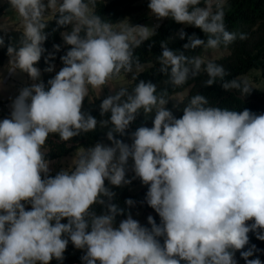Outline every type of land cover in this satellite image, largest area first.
Wrapping results in <instances>:
<instances>
[{"label": "clouds", "instance_id": "1", "mask_svg": "<svg viewBox=\"0 0 264 264\" xmlns=\"http://www.w3.org/2000/svg\"><path fill=\"white\" fill-rule=\"evenodd\" d=\"M6 2L19 33L17 44L0 24L6 68L32 83L18 89L10 114L0 119V264H62L69 243L83 252L82 264H238L237 252L245 264H264L249 235L264 241V113L214 106L199 92L186 103L172 100L167 88L157 94L156 83L138 80L143 65L136 49L157 34L159 23L115 28L96 14L97 0ZM148 9L157 21L171 19L206 37L181 28L159 42L158 74L166 84L182 87L205 74L204 87L219 80L224 91L250 93L247 82L224 79L223 65L185 54L248 38L227 29L225 0H149ZM48 17L56 25L51 33L64 29L62 44L51 51L44 47ZM177 38L187 40L183 51L169 47ZM62 47L63 66L46 88L36 65L47 52L44 71L53 72L51 61ZM121 73L134 82L131 91L113 84ZM104 89L109 94L97 119L84 105ZM140 115L151 127L129 132ZM98 127L107 129L110 143L79 148L53 175L55 162L44 151L49 136L67 142ZM136 179L147 186L144 202L159 216V223L147 217L150 227L114 202L113 189ZM119 216L126 218L117 223Z\"/></svg>", "mask_w": 264, "mask_h": 264}, {"label": "trees", "instance_id": "2", "mask_svg": "<svg viewBox=\"0 0 264 264\" xmlns=\"http://www.w3.org/2000/svg\"><path fill=\"white\" fill-rule=\"evenodd\" d=\"M140 1H144L142 6L137 4ZM149 0H111L105 2L104 0H97L95 12L100 15L106 21L110 23H116L122 18L131 16L136 11L141 8L148 7ZM9 6L7 2L4 5L0 6V14H3ZM49 27L48 32L51 33L52 28H55L56 25L54 21L48 19ZM225 25L229 31L237 33H246L248 38L246 40L237 39L231 45L224 47L221 46V49L228 50L229 54L212 61L217 64L223 65L228 75L224 78L225 80L236 79L240 82H247L244 79V75L250 72L253 69L262 70V76L264 78V0H225ZM183 28L188 35L195 33L199 38L206 39L205 35L201 32L200 29L185 26L182 24H177L171 19H165L163 23L160 24L157 29V34L152 37L151 40L145 41L144 44L136 49V56L139 58L140 63L148 65L139 75V79L145 81L151 80L153 83L157 84V94L162 90L167 88L169 92V98L172 99L174 95L180 94L187 89H189L188 94L184 97V102L186 103L188 98L195 95L197 92L206 96L209 100V103L214 106L228 107L235 109L237 111H243L248 109L253 113L261 114L264 113V89H259L251 84H248L250 93L247 95L241 94L238 90L224 91L220 87V81L218 80L216 84L210 87H204L203 81L208 77L205 74H201L196 79H189V81L182 87L173 88L172 86L165 83L168 79L166 76L158 74V69L160 67L159 63L156 60V57L161 53L160 41L166 40L169 37H173L175 33ZM58 30L55 33H51L48 40L45 42L44 47L48 50H52L53 44H62V40ZM9 35L13 37V42L18 44L19 33L16 30H9ZM7 40V37H6ZM187 40L174 39L169 43V47L173 50L183 51V44ZM149 45H152L149 50ZM67 48L62 47L61 51L56 53V58L54 61H51L55 65V70L51 73L44 71L48 64L45 63L44 56L47 55V52L44 56L41 57V60L36 66H39L42 70L43 82L46 86L47 81L54 77L56 74V69L62 67L60 61V56L64 55ZM205 50L200 48L196 49L195 52L185 53L186 55H198L202 58L205 54ZM7 56L6 48H0V65L3 64ZM207 62V61H205ZM135 86L134 82L128 86L129 91ZM103 98L97 99H88L85 101V110L90 111V113L96 117L100 118L99 105ZM173 100V99H172ZM90 101H94L90 104ZM169 108L172 107L171 102L168 105ZM174 115L179 117L182 115L181 112H175ZM141 124H146V126L151 127V119L145 121L143 115L137 117L136 121L131 125L129 132L134 131L136 127ZM107 129L97 128L95 132L82 134L80 137H76L70 141L63 142L59 139L58 135L52 134L49 136L45 146L44 151L46 152L49 159L56 160L68 156L72 151L78 147H87L94 145L96 142H107L105 132ZM127 143H131L128 137L122 138ZM53 175L55 172H52ZM133 173L129 172L128 176L131 178ZM134 188H137L136 191H133ZM113 191L117 193L116 199L114 202L118 203L121 208H124L126 212H131L133 218L139 212L148 213L152 215L157 223H159V216L155 211L150 208L146 202H144L145 195L147 192V186L143 185L139 179L133 180V182L124 187V188H114ZM133 199L136 204L134 207L128 208L125 204L126 199ZM98 212L102 209L97 207ZM126 218L125 216L117 217V223L121 219ZM142 226L150 227L147 224V217L141 222ZM250 244H255L257 249L260 251L256 253L257 256L264 261V241L256 239L255 235L250 233ZM83 252L81 250L75 249L71 243H69L67 250L64 253V260L62 264H82L81 256ZM236 259L238 264H245L244 260L240 258L239 252L236 253ZM51 264H61V262L56 261L55 259L51 261Z\"/></svg>", "mask_w": 264, "mask_h": 264}, {"label": "crops", "instance_id": "3", "mask_svg": "<svg viewBox=\"0 0 264 264\" xmlns=\"http://www.w3.org/2000/svg\"><path fill=\"white\" fill-rule=\"evenodd\" d=\"M105 2H109L111 0H104ZM6 0H0V6L4 5ZM144 2H141L138 4V6H142ZM48 19H51V17H48ZM163 21H157L154 17H152L149 13V9L147 8H141L134 14H132L129 17L122 18L118 22L114 23L113 26L115 28H123L128 26L130 23L131 25H141V26H148L152 27L159 23H163ZM18 20L14 16V14L11 12L10 9H7L3 14H0V24H4L8 26L9 30H16ZM8 64V58L6 61L0 65V77L3 78V84L0 85V119H3L7 117L10 114V103L11 99L14 98L18 94V89L22 86H26L32 83V81L29 80L26 74L24 73H17L15 76H10L7 71ZM143 65V70L147 67V65ZM41 71V80L43 81V75L42 70L39 66H37ZM60 67L56 69V72L59 71ZM130 76L125 75L124 73H121L120 78L113 81V84L116 87H128L132 84ZM109 94V89H104V91L101 93L100 98H104ZM179 95V94H177ZM96 96L95 92H92L90 94L89 99H93ZM108 144V143H107ZM78 147L74 151H72L68 156L53 160L56 164H60L62 168H66L68 164L70 163V160L76 150H78ZM52 172H57L56 170H52Z\"/></svg>", "mask_w": 264, "mask_h": 264}, {"label": "rangeland", "instance_id": "4", "mask_svg": "<svg viewBox=\"0 0 264 264\" xmlns=\"http://www.w3.org/2000/svg\"><path fill=\"white\" fill-rule=\"evenodd\" d=\"M141 2H144V1H140L139 3H141ZM228 54H229L228 50H224V49H221V48H219L217 50H208L202 56V59L204 61H209V60L222 58V57H224V56H226ZM262 73H263L262 70L253 69L250 72H248L247 74H245L243 77L252 86H254L256 88H259V89H264V78L262 76ZM188 92H189V89H187L186 91L180 93L179 95H174L172 99L173 100H178L181 97L184 98L188 94ZM103 143L107 144V142H103ZM51 168H52V170L59 171L62 168V166L60 164L53 163L51 165ZM136 190H137V188L133 189V191H136ZM148 216H149L148 213L139 212L135 216V219L138 220L141 223Z\"/></svg>", "mask_w": 264, "mask_h": 264}]
</instances>
